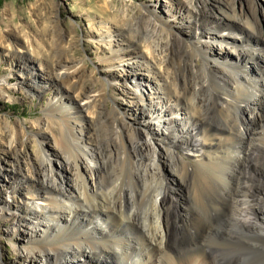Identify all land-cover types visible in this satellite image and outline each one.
Returning a JSON list of instances; mask_svg holds the SVG:
<instances>
[{
	"label": "bare ground",
	"instance_id": "obj_1",
	"mask_svg": "<svg viewBox=\"0 0 264 264\" xmlns=\"http://www.w3.org/2000/svg\"><path fill=\"white\" fill-rule=\"evenodd\" d=\"M180 5L191 17L188 22L183 19L180 27L173 28L161 17L157 5L147 8L142 16H117L118 35L125 46L114 50L110 31L105 42L111 50L101 61L111 68L131 60H142L153 69L163 63L158 70L157 102L142 100L138 94L137 83H146L139 73L128 82L130 94L140 100L137 121L151 132L147 130L144 143L133 141L115 117H101L92 111L85 115L98 132L97 148L91 149L83 143L84 128L77 135V125L65 121L72 140H61L60 165L68 173L76 169L75 177L81 181L59 182L52 159L42 160L35 169L36 197L31 194L33 201L27 200L14 209L11 220H5L24 224L29 230L28 245L23 248L29 264H148L150 254L156 259L153 264H264V228L259 224L264 221V184L248 169L253 160L264 169V144L243 143L261 118L254 115L244 129L238 114L243 107H250L251 114L259 110L264 118V72L256 79L246 67L250 62L264 63V21L252 0L246 4L238 0H183ZM244 27L251 29L252 35L245 37L237 63L215 53L207 42H226L230 36L225 31L245 33ZM0 43L13 54L36 53L29 43L17 50L11 42ZM65 47L61 45L57 51L65 54ZM26 60L21 68L28 72L29 80L32 70ZM65 61L57 54L49 61L55 72L53 80L60 85L56 93L63 95L61 85L68 82L71 85L65 89L74 96L67 95L65 104L80 99V112H90L99 92H84L83 96L74 85L80 84L77 76L82 73V61ZM63 104L62 98L53 99L50 114L62 113ZM72 115L68 113L78 125L85 119ZM199 137L202 144H198ZM107 141L113 150L108 149ZM175 147L183 149L181 155L174 152ZM112 153L119 161L114 162ZM80 155L96 172L94 188L88 187L78 171ZM96 156L103 161L98 163ZM161 162L177 177L173 180L176 187L168 186L165 178L158 179ZM18 185L12 193H17ZM183 192L193 198L192 206L185 207L180 200ZM183 210L188 220L182 216ZM184 245L197 250L183 262L168 254L169 247L181 249Z\"/></svg>",
	"mask_w": 264,
	"mask_h": 264
},
{
	"label": "rangeland",
	"instance_id": "obj_2",
	"mask_svg": "<svg viewBox=\"0 0 264 264\" xmlns=\"http://www.w3.org/2000/svg\"><path fill=\"white\" fill-rule=\"evenodd\" d=\"M182 1L0 0L1 42L4 41L7 44L11 42L14 47L13 50L29 43L36 50V53L30 50L26 53L13 54L7 48L1 46L0 43V208L3 210L1 211L3 212L2 217L5 216L4 218L0 217V264H29L26 259L27 252L23 249L28 245L29 240L26 238V234L29 230L24 224L6 223V219L11 220L14 209L23 206L27 200H32V195L36 197L37 188L35 186L38 185V182L35 171L41 166L42 160L52 159L53 167L58 173L57 180L59 182L65 184V180L74 183L81 181L75 177V175L78 176L75 172L76 169L68 173L60 165L61 140L64 137H67L69 141L72 140L67 135L66 120L69 119L70 123L77 125L75 126L77 135L80 133V128H84L83 143L91 149L97 148L98 132L95 125L85 115L92 111H95L101 117H115L116 121L126 127L128 131L126 135L130 139L133 141L139 139L141 143L145 142V135L151 130L146 129V125L142 126L137 121L139 117L137 103L140 100L130 94L132 91L128 82L132 77H135V74L139 73L146 83H137L135 88L138 94L142 100H150L152 103L157 102L158 97L156 95L159 92L160 85L158 70L163 66L161 65L163 63L159 62L156 69H153L152 66H147V63L142 60H131L129 64L122 61L120 68H111L109 64L101 61L108 58L107 51L111 50L106 43L108 38L105 37L111 31L112 48L114 50L125 46L124 38L118 35L121 26L116 22L118 20L117 16L123 14L129 15L131 18L137 17V15L142 16L147 8L150 9L155 5L158 6V13H162L160 16L168 20L173 28L180 27L179 23L183 22V19L186 22L191 20L190 15L180 5ZM247 1L238 0L239 3L244 2L245 4ZM252 1L258 7V12L264 21V0ZM181 18L182 20H180ZM244 28L246 32L240 34L225 31L230 36L226 42L218 43L214 40H208L207 42L215 53L223 57L226 56L229 62L237 63L239 61L237 55L243 51L245 37L252 35L251 29ZM241 34L245 36H240ZM183 37L186 38L187 36ZM58 45L66 46L65 54L57 51ZM55 51L63 62L67 60L65 64L70 61L74 63H81L82 61V76H77L80 84L74 85H77L79 90L83 92V96L84 92L85 94L99 92V99L90 105V112H80V99L65 104L66 99L69 101V96L70 98L74 96L72 92L65 89L71 85L68 82L61 85L64 88V96L58 97L56 92H60V85L56 83V80H53L55 72L49 63L51 57L56 55L54 54ZM24 59H27L25 63L32 70L29 80L25 76L28 75V72L23 71L21 68ZM131 64L135 66L134 69ZM245 64L244 61L241 65ZM246 65L248 74L256 79L261 77V71L264 72V63L256 65L254 62H250ZM113 71L115 74H113ZM33 73L38 78H33ZM59 98H62L64 103L62 108L64 110L62 113L57 112L56 115H52L50 114L52 111H49V105L53 99L58 100ZM69 112L73 113L72 117H76V114L81 115L83 119L85 118V121L81 119L83 121L78 125L73 119H70ZM252 112L253 114H251L250 107H243L238 112L244 129H247L245 125L254 118V115L261 118L260 122L258 121L252 125L255 132L253 131L250 137H248L249 135L246 136L243 143L247 145L252 141L254 146H258L264 144V118H262V112L259 110H253ZM89 116L91 117V114ZM106 143L110 145L108 149L113 150L111 142L107 141ZM200 143H203L201 137L198 138V144ZM70 145L73 149L72 142H70ZM158 150L163 152L161 148ZM182 150L181 148H174V152L178 155L182 154ZM238 150L239 148L236 149V153ZM105 152L108 155L107 149ZM101 153L105 154L103 150ZM112 155L114 162L119 161L118 157L116 158L113 153ZM80 156L79 165L81 168L78 171L82 174L88 187L94 188L96 172L90 168L83 155ZM96 157L98 163L103 161L99 156ZM191 161L195 163V159ZM161 163L162 173L160 172L158 179L163 180L165 178L168 186H175L173 180L177 177L166 170L164 162ZM257 164L253 160L250 164L251 167L249 166L248 169L253 172V175L259 177L260 181L258 183L263 185L264 169L261 168L260 164ZM27 180L29 183L25 184ZM18 183L20 184L18 185ZM15 185H18L16 194L12 193V188ZM186 192L188 193V191ZM186 192L181 193L182 198L180 200L185 204V207L188 204L192 206L194 203L193 198ZM34 205L37 206L38 204ZM6 213L7 215H5ZM182 216H185L188 220V214L185 210L182 211ZM259 224L264 228V221H260ZM193 247L189 245H184L181 249L169 247L167 251L172 257L179 256L183 262L188 259L189 254L195 253V251L191 252L197 250ZM88 254L87 252L86 255ZM148 256L150 258L148 264H153L156 260L155 256L151 254Z\"/></svg>",
	"mask_w": 264,
	"mask_h": 264
}]
</instances>
